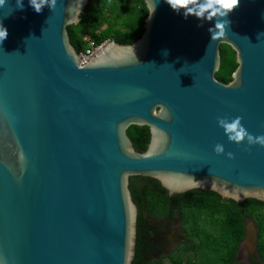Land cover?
Instances as JSON below:
<instances>
[{"label":"water","instance_id":"95a60500","mask_svg":"<svg viewBox=\"0 0 264 264\" xmlns=\"http://www.w3.org/2000/svg\"><path fill=\"white\" fill-rule=\"evenodd\" d=\"M92 2L0 7V264H131L134 177L169 196L198 189L264 203V147L230 142L218 124L239 116L264 135V0H240L218 41L214 21L144 0L141 39L110 42L80 66L71 30ZM221 45L235 52L228 82L218 80ZM130 126L148 129L144 152ZM256 240L246 229L240 250L254 253Z\"/></svg>","mask_w":264,"mask_h":264},{"label":"trees","instance_id":"16d2710c","mask_svg":"<svg viewBox=\"0 0 264 264\" xmlns=\"http://www.w3.org/2000/svg\"><path fill=\"white\" fill-rule=\"evenodd\" d=\"M148 15L144 0H93L83 23L72 27L75 48L81 53L87 47L83 41L86 36L97 44L110 41L131 46L143 36ZM221 48L223 66L218 80L228 82L237 65L235 52L227 45ZM127 135L136 151L146 150L149 140L146 127L130 126ZM129 189L138 209L135 255L131 264H162L148 253L145 235L152 227L147 220L170 216L174 206L183 222L185 241L167 256L169 264H239L236 255L244 239L245 220L264 208V203L256 200L237 205L214 192L198 189L169 196L157 181L143 177L130 178ZM251 205L256 209L249 212ZM203 220L209 224H203ZM256 227V255L264 264V226L256 224ZM185 258L186 263H183Z\"/></svg>","mask_w":264,"mask_h":264},{"label":"clouds","instance_id":"9594fccd","mask_svg":"<svg viewBox=\"0 0 264 264\" xmlns=\"http://www.w3.org/2000/svg\"><path fill=\"white\" fill-rule=\"evenodd\" d=\"M165 2L177 13L183 12L185 18L194 16L201 21H214V27L208 29L211 34V41H218L227 34L230 21L226 19L240 5V0H165ZM8 0H0V7L5 6ZM30 6L36 13H41L45 6L50 10H55L57 0H29ZM17 7L23 8V0H16ZM153 11H154V5ZM8 37V30L0 22V44ZM167 55V53H165ZM243 117H235L231 120L219 118L218 124L224 129L230 142L242 144L245 141L249 146L260 145L264 147V135L254 136L242 124ZM214 151L217 155H222L225 148L222 144H216ZM229 159H234V154L229 152ZM23 159V157H21Z\"/></svg>","mask_w":264,"mask_h":264},{"label":"flooded vegetation","instance_id":"af4514ba","mask_svg":"<svg viewBox=\"0 0 264 264\" xmlns=\"http://www.w3.org/2000/svg\"><path fill=\"white\" fill-rule=\"evenodd\" d=\"M162 220L165 221V223L167 225L166 230H162L159 228L157 229L156 226H152L153 222H159ZM147 223L149 224V226L152 227L151 229L148 230V233L145 235V236H147L146 242L149 243L148 253L152 257H155L158 261H161L163 264L164 259H167V256H169L172 253V251L179 248L182 245V243L185 241L183 222L181 220V217L178 214L177 207L174 206L172 208V210L170 211V216L166 215L160 219H148ZM256 230H257V227H256ZM174 232H175V234H174ZM171 236L176 237L177 239L180 236V239L177 241L176 248L174 247L168 254H164L165 253L164 251H166V250L164 249V251H163V247L161 246V242L163 240H165L166 237H171ZM256 242H257V240H256ZM255 246H256V243H255ZM246 250H247V253L249 252L247 254V257L250 258V264H260V262L257 259L256 251L253 254V253H250L249 249H246ZM237 254L238 255L240 254V248H239ZM237 256H236V260L237 259L240 260V258ZM237 263H239V262H237ZM239 264H241V263H239Z\"/></svg>","mask_w":264,"mask_h":264},{"label":"rangeland","instance_id":"374dc122","mask_svg":"<svg viewBox=\"0 0 264 264\" xmlns=\"http://www.w3.org/2000/svg\"><path fill=\"white\" fill-rule=\"evenodd\" d=\"M104 28H105V26H103L101 28V30H103ZM134 182L136 184H138L137 181L134 180ZM254 209H256V206L254 207V206L251 205V206L248 207V211L249 212L254 211ZM203 224L207 225V224H209V221L203 220ZM256 224H257L258 227H260L261 225L264 226V208L258 210V212L254 216L252 215L250 218H246V220H245V230L249 229V228H252V230L254 232H256L257 231L256 230ZM152 226H156L157 229L158 228L162 229V230H166L167 229V225H166L165 221H163V220L159 221V222H153ZM211 228H212L211 226H208V229L211 230ZM174 234H175V232H174ZM179 239H180V236L178 237V239L176 237H172V236L171 237H166L165 240H163L161 242V246L163 247V251H164V249L166 250V251H164L165 252L164 254H168L174 247L176 248L177 241ZM177 250H178V248H177ZM248 253H247V250L245 248L240 250V254L239 255L237 254L238 256L236 255L237 257L240 258V260L237 259L236 262H239L241 264H250V258L247 257ZM250 253H252V252H250ZM183 263H186V258L183 259ZM163 264H169V259H164ZM260 264H262V263H260Z\"/></svg>","mask_w":264,"mask_h":264},{"label":"built area","instance_id":"2783aa9c","mask_svg":"<svg viewBox=\"0 0 264 264\" xmlns=\"http://www.w3.org/2000/svg\"><path fill=\"white\" fill-rule=\"evenodd\" d=\"M83 41L86 43L87 47L81 53H79L80 66L88 64L90 60L101 53L104 48H106V46L110 43V41H107L102 44H97L89 36H86Z\"/></svg>","mask_w":264,"mask_h":264}]
</instances>
